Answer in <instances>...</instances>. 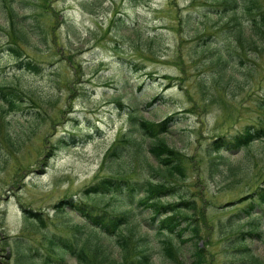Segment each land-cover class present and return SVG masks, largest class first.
I'll return each mask as SVG.
<instances>
[{
  "label": "rangeland",
  "instance_id": "obj_1",
  "mask_svg": "<svg viewBox=\"0 0 264 264\" xmlns=\"http://www.w3.org/2000/svg\"><path fill=\"white\" fill-rule=\"evenodd\" d=\"M209 2L11 3L21 18L33 23L36 19L42 28L32 39L20 42L23 58L30 55L42 69L34 73L14 67V58L5 47L10 38L0 32L4 48L0 50V82L15 84L29 95L16 100L11 112L0 101V264H78L68 252L58 256L50 243L52 236L97 240L90 236L92 226L64 202L69 198L95 203L111 213L132 207L134 216L127 228L135 239L144 236L152 264H191L180 251L176 261L162 256V236L143 221L149 208L136 202L130 205L122 195L92 197L84 192L102 176L124 174L129 180L147 176V156L135 147L103 163L107 150L130 127L127 105L132 102L146 119L158 122L168 115L179 117L163 136L181 152L183 175L175 180L172 195L162 201L173 203L181 198L195 203L198 232L204 237L200 241L205 250L203 264H242L234 261L240 256H233L228 240L252 227L261 237L246 241L258 258L251 264H264V210L257 208L263 214L256 219L236 216L237 209L252 199V192L264 185V138L241 151L208 150L221 135L264 121V52L244 57L255 56L254 63L247 59L231 62L229 66L239 71L231 80L217 77L215 55L198 39L203 31H213L225 43L218 29H213L214 23L202 18L199 24L180 27L184 15ZM3 11L0 5V23ZM115 17L126 26L114 23ZM231 73L232 69L226 77ZM159 94L157 102L146 105ZM221 155L225 157L218 158ZM96 237L103 239L109 259L103 263L100 255L88 253L90 264H129L143 246L140 240H130L124 256L112 239L100 233ZM23 249L32 257L28 263L20 261ZM184 249L188 254V243Z\"/></svg>",
  "mask_w": 264,
  "mask_h": 264
},
{
  "label": "trees",
  "instance_id": "obj_2",
  "mask_svg": "<svg viewBox=\"0 0 264 264\" xmlns=\"http://www.w3.org/2000/svg\"><path fill=\"white\" fill-rule=\"evenodd\" d=\"M209 1L207 6H201L195 12L184 15L183 19H181L180 27L199 24L202 18H209L214 23L213 29H218L220 36L226 42L220 41L217 33L213 31H203L198 36V39L210 47H207V49H212L211 52L215 55L214 68L216 76L231 80L239 72L234 69V66H229L231 62L236 59L240 61L247 59L254 63L256 60L255 56L251 57V59L244 57L249 53L258 55V53L262 54L264 52V0ZM16 2L17 0H0V5L5 7V12L3 11L4 22L0 23V32H4L10 38V43L5 47L14 58V67L37 73L41 71L42 66L30 55L25 54V58H23L21 43L32 39L37 29L42 31V28L36 23V19L33 23L32 19L27 21L21 18L11 4ZM114 23L118 24L119 27L121 26V28L126 26L125 21L120 17H115ZM227 43H230L231 46H228ZM157 44H159V41ZM2 49L4 48L0 47V50ZM129 63L132 62L129 61ZM136 65L134 64L133 69L138 68ZM231 69L232 75L226 77L227 71ZM2 79L3 76L0 72V80ZM24 96L29 97L27 91L17 85L0 82V101L6 112L14 110V102L16 100L23 101ZM160 98V94L156 95L146 105L150 106ZM135 105L136 102L128 103L127 113L130 119V127L125 131L126 133L118 136L113 145L107 150L103 163L122 156L125 148L135 147L138 150L140 149L144 156H147L144 159H148V162H145L147 176L142 180H129L124 174L102 176L86 187L84 192L92 197L122 195L130 205L136 202L137 205L142 204L144 207L149 208L150 215L148 214L147 217H144L143 221L153 226L157 234L162 236L160 251L162 256L176 261L180 251L184 259H190L191 264H203L206 262L205 250L201 246L200 241H203L204 237L198 232L199 222L195 203L181 198L173 203H163L162 201L163 198L172 195L173 190L177 187L175 180L183 175L184 167L183 157H180L181 152L167 143L163 136L169 132L168 127L175 124L179 117L177 114L168 115L163 120L156 122L138 114L139 111L136 110ZM119 106L121 107L123 104L119 103ZM263 138L264 121L259 126L248 124L242 131L230 135H221L211 142L208 150L224 154L232 151H241L255 140ZM74 141L70 143L74 144ZM223 157L225 156L221 155L218 158ZM150 158L152 161L149 160ZM216 164V161H211V166L216 168ZM228 168L235 169V166H229ZM135 196H137L136 200L134 199ZM64 202L70 205V208L72 206V210L77 212L92 226L90 236H95L97 240L91 241L90 239L89 242L87 239L79 242L76 237L72 239L70 237L52 236L50 243L52 248L57 250L58 256L62 257L63 254L68 252L76 257L78 264H90V258L88 257V253H90L95 255V257L100 255L101 262L105 263L109 259V252L106 246L101 243L103 239L96 237L100 233L106 238L112 239V242L116 243L123 251L124 256L127 252L129 241L132 240L133 242V239L135 242L140 240L143 246L138 249L137 258L129 261V264H152L151 253L145 247L146 245L144 246V236L135 239L134 233L127 228L131 224L130 218L134 216L132 207L111 213L95 203L73 201L72 198ZM257 208L258 210H264V185L258 186L252 192V199L237 209L238 215L236 216L256 219L258 218L257 216L263 214ZM200 218L205 221L203 217L200 216ZM231 220L229 218V221ZM252 228L240 231L232 239L228 240L232 245L230 249L234 252L233 256L235 257L236 254L240 256L234 261H240L242 264L258 262V258L252 253L251 247L246 244L249 239L261 237V232ZM170 234H173L172 238ZM186 243L189 244L188 254L184 252V244ZM21 257L23 260L21 259L20 261H25V263H28L32 258L28 257L25 250L21 251Z\"/></svg>",
  "mask_w": 264,
  "mask_h": 264
}]
</instances>
